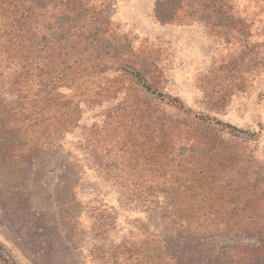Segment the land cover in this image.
Here are the masks:
<instances>
[{
  "label": "trees",
  "instance_id": "16d2710c",
  "mask_svg": "<svg viewBox=\"0 0 264 264\" xmlns=\"http://www.w3.org/2000/svg\"><path fill=\"white\" fill-rule=\"evenodd\" d=\"M112 13V0H0V94L9 96L0 101V159L17 166L25 157L53 152L79 126L82 102L118 98L105 124L126 125L120 149L129 142L132 168L124 199L149 213L166 207L165 230L185 241L171 245L157 234L143 247L150 264H264L259 131L210 114L238 89L229 73L264 71V42L251 41L252 16L239 0L155 5L156 20L202 25L226 51L216 68L218 83L204 91L205 113L160 90L150 56ZM216 237L229 241L220 247V260L203 250Z\"/></svg>",
  "mask_w": 264,
  "mask_h": 264
},
{
  "label": "rangeland",
  "instance_id": "374dc122",
  "mask_svg": "<svg viewBox=\"0 0 264 264\" xmlns=\"http://www.w3.org/2000/svg\"><path fill=\"white\" fill-rule=\"evenodd\" d=\"M160 1L112 0L111 20L150 56L161 91L207 113L204 91L218 83L216 68L226 51L202 25L156 20L154 8ZM239 3L254 21L251 41L264 42V0ZM251 68L241 76L229 73L231 80L237 79L238 89L221 111L210 114L238 128L259 131L257 146L264 157V71L256 74ZM6 99L9 96L0 94V101ZM118 102V98L93 106L82 102L79 126L53 152L25 157L17 166L0 159V264H150L143 247L157 234L171 245H183L184 239L165 230L166 207L149 213L130 207L124 199L122 185L132 168L129 142L120 149L126 125L105 124L106 110ZM96 214H101L103 227ZM214 241L208 239L212 246L203 250L220 260V247L229 241L221 237ZM134 251L138 254L129 258Z\"/></svg>",
  "mask_w": 264,
  "mask_h": 264
}]
</instances>
